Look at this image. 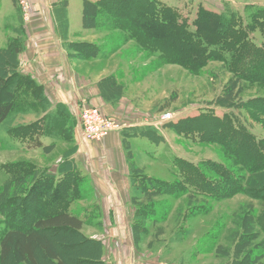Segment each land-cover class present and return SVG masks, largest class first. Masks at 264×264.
Instances as JSON below:
<instances>
[{
    "label": "rangeland",
    "instance_id": "rangeland-1",
    "mask_svg": "<svg viewBox=\"0 0 264 264\" xmlns=\"http://www.w3.org/2000/svg\"><path fill=\"white\" fill-rule=\"evenodd\" d=\"M26 1L30 8L29 19H23L17 0H14L16 12L12 11L5 19L8 22L6 25L15 30L6 28V25L0 30V37L3 38L0 48L9 44V47L18 50H14V54L9 51L1 55L2 60L7 63L0 65V75L3 72L14 73L15 67L17 72L41 85L44 91L45 86H49L48 89L51 87L50 96L45 93L50 104L48 106L51 110L58 109L68 120L70 128L59 139L39 132L42 134L40 139L43 147H35L33 138L29 139L31 131L28 125L37 121L42 116V111L48 107L37 100L34 107L13 110L0 124V235L14 227V220L17 219H14V206L17 205L14 204V197H22L33 182V175H26L25 172L26 179L14 181V171L20 174L24 170L21 164H29L25 169L30 168L31 174L35 171V178L38 175L40 177L43 172L59 178L58 168L71 166L74 161L76 165L72 170L80 179V194L70 202L68 210L85 219L80 236L67 231L47 234L51 240V248L57 251L63 261L81 259L85 251L94 247L78 245L81 237L100 242L99 258L102 264H233L230 256L216 255V248L221 245L220 250L225 252L226 246L231 247L228 238L234 230L233 222L243 219L236 218L240 208L250 205L257 210L262 207L261 201L238 193L217 201H204L208 202V211L190 214L187 212L188 208L196 204L204 205L202 199L188 195L178 199L163 195L144 196L138 190H133L131 178L135 175H130V172L136 170L135 174L139 176L172 182L175 177L170 172L167 160L173 157L194 165L212 161L232 166L221 145L203 141L197 132H180L178 128L186 118H197L199 114L206 113L207 119L212 118V115L235 119L237 124L242 125L257 140L263 139L264 113L259 108L263 101L257 100H264V83L236 79L217 60L208 62L197 74L188 72L178 64L162 63L156 58L157 53L140 47L122 30L115 28L105 14L98 12L95 18L90 17L96 8L86 5V1L97 0H62L60 12L55 14L60 44L68 60L75 59L78 66L95 75L98 87V102L92 101L90 96L81 98L80 95H75L76 102L71 105L67 95L60 94L57 88L60 82V65L55 51V78L52 80L46 77L45 66H49L48 60L54 62V59L50 58L51 51L47 52L40 40L41 31L46 32L43 30L41 15L34 10V4L30 0ZM160 1L178 9L189 24L200 10L217 13L234 11L247 24L251 12L257 7H264V0ZM252 36L258 44L264 40L260 31H255ZM14 37L15 40H10ZM89 45L98 50L97 56L92 59L87 56L90 52ZM20 61H23L22 65L27 62L32 65L19 67ZM33 72L36 77L32 75ZM20 89L28 95L32 87L23 83ZM2 95L0 91V96ZM228 101L230 106H227ZM223 103L226 106H222ZM248 104L256 107H248ZM89 105L111 117L122 126L121 129L128 128L126 132L132 130V135L130 131L128 133L136 138L132 141L120 129V150L125 173L128 174L124 176L125 179L119 177V190L114 201L100 174L102 168L111 171L112 166L110 163L106 164L105 159L100 162L96 159L94 162L86 147L92 143L97 148L102 139L84 141L80 138L76 123L74 129L72 127L71 111L75 116V107L81 109ZM163 114H169L170 118L162 119ZM136 122L137 125H132ZM153 131L159 138L152 135ZM141 133L150 137L142 136ZM163 160H166V164ZM3 172L7 174L6 177L2 175ZM75 175H68L67 178ZM122 180L126 182L125 188ZM165 199L171 204L167 219L162 222L158 218L150 231L144 234L142 228L138 227L137 204ZM246 209L245 207L241 211ZM260 238H264V233L259 232L257 241ZM68 245H73L74 248L67 250ZM38 257L40 264H58L49 260V257ZM96 259L98 258L86 259L82 264H97ZM0 264L25 263L17 262L10 255L4 261L0 260Z\"/></svg>",
    "mask_w": 264,
    "mask_h": 264
},
{
    "label": "trees",
    "instance_id": "trees-1",
    "mask_svg": "<svg viewBox=\"0 0 264 264\" xmlns=\"http://www.w3.org/2000/svg\"><path fill=\"white\" fill-rule=\"evenodd\" d=\"M86 5L96 8L90 17L95 18L98 12L105 14L115 28L122 30L140 47L157 53L156 58L162 63L178 64L188 72L197 74L208 62L217 60L236 79L264 83V40L258 44L252 36L255 31H260L264 36V7L255 8L247 24L243 23L238 13L228 10L223 13L200 10L189 24L178 9L160 0H97L86 1ZM85 15L86 10L84 17ZM11 47L8 44L0 48V65L5 62L1 58L4 52L12 51L14 54V50L18 51ZM88 49V57L92 59L97 56L96 47L89 45ZM15 69L14 67V73L3 72L0 75V91L3 94L0 96V124L15 109L34 107L37 101L44 106L50 105L43 87ZM23 83L32 87L28 95L20 89ZM257 101H263L259 108L264 113V100ZM226 103L227 106L231 105L229 101ZM221 105L226 106L225 103ZM249 106L256 107L248 104ZM49 107L42 111V116L37 121L28 125L31 131L29 139L33 138L35 147H43L40 133L59 139L70 128L68 120L59 110H51ZM205 114H199L197 118H186L178 130L197 132L203 141L221 145L232 166L212 161L194 165L173 157L167 160V165L175 177L174 181L165 182L139 176L135 174L136 170H132L130 175H135L131 178L133 190H138L144 196L163 195L178 199L188 195L202 199L205 206L196 204L189 207L187 212L190 214L208 211V202L238 193L258 199L262 202L260 209L256 210L250 205L240 208L236 218L243 219L233 222L234 230L228 238L231 247L226 246L224 252L220 250L221 245L217 246L216 255L230 256L233 264H264V238L257 241L259 232L264 233V138L257 140L242 125L237 124L235 119L213 115L207 119ZM71 119L74 129L76 118L72 111ZM141 135L150 137L145 133ZM152 135L159 138L154 131ZM163 161L166 164V160ZM74 164L76 165L73 161L71 166L59 167V178L47 172H43L40 177L37 174L35 178V171L31 174L30 168L25 169L29 165L27 163L21 164L24 170L20 174L14 171V181L23 180L25 174H30L33 175V182L22 197H14V204H17L14 206V219H17L14 220V227L10 226V230L0 235V260L4 261L13 255L19 263L40 264L39 255L47 259L49 257V260L58 264H82V261L92 258H98L95 260L97 264L103 263L99 258L101 246L98 240H84L80 237L78 245L94 247L85 251L81 259L74 258L65 262L51 248V240L47 236L49 232L55 231L75 232L80 236L85 219L68 210L70 202L80 194L81 183L73 173ZM2 175L7 176L6 173ZM68 175L75 177L67 178ZM137 205L138 227L146 234L158 218L162 222L167 219L171 204L165 199L160 202L148 200ZM245 207L247 209L241 211ZM66 248L72 250L74 246L68 245Z\"/></svg>",
    "mask_w": 264,
    "mask_h": 264
},
{
    "label": "crops",
    "instance_id": "crops-1",
    "mask_svg": "<svg viewBox=\"0 0 264 264\" xmlns=\"http://www.w3.org/2000/svg\"><path fill=\"white\" fill-rule=\"evenodd\" d=\"M30 1L34 4L33 5L34 10L41 15L43 30L46 31L45 33L41 31L40 40H42V46L44 47V49H46L47 52L51 51L52 55H50V58L54 59V62L48 60L49 66H47V68L45 66V72L47 74L45 75L47 79L50 78L53 80L57 72V68L54 67L55 58L53 56V53L55 51L57 62L60 65L59 68L60 82L57 87L58 91L61 92L60 94L64 95L65 93V96L67 95L68 98V103L71 105L72 103L74 104L76 102L75 95H80L81 98L82 96H90L92 101L96 100L98 102V100L96 99L98 87L96 85L97 79L95 78V75H92L89 73V71L84 70L85 68L78 66L75 59L68 60V57L66 56V53L64 52V49L60 44L59 41L60 38L58 36L59 27H58L57 19H55V14H58L60 12L62 6L60 2H62V0H30ZM168 5L171 6V4ZM12 11H14V13L16 12L14 0H0V30H3L5 28V25L8 23L6 22L5 16L11 14ZM6 26H7L6 28H12L13 31L15 30L13 27L9 25ZM2 41L3 38L0 37V44ZM22 62L23 61L19 62L18 65L19 67H22L24 65L30 67L32 65L30 62H27L22 65ZM43 63L45 62H42V64ZM103 72H105V70ZM32 75L36 77L35 72H33ZM48 87L49 86H45L46 91L44 92L50 96L51 87L49 89ZM53 95L55 96V93ZM103 108L106 111H109V109H106V107ZM126 129H121V131L125 132V133L123 132L124 133L123 135L125 134H127V136L132 135L131 134L132 130H127L126 132ZM129 131H130V135L128 133ZM119 134H120V130L119 132H112L111 134L102 138V140L96 146L97 148H94L93 147L94 145H92V143L86 146L88 148V155L90 156V159L94 158L93 160L94 162L96 161V159L99 160V162L105 159L106 160L105 163L106 164L110 163V165L112 166L111 171L102 168V173L100 174L102 176V179L105 181V184L107 185L108 191H110V197L112 198L113 201L115 200L117 192L119 190L118 189V184L120 182L119 177L120 176L124 177L126 176V174H128L127 172L125 173V163L122 158V152L120 150L121 138ZM130 139L132 141L136 140V138H134L133 136H130ZM108 159H110V162H108ZM104 166L107 167L106 165ZM125 184L126 182L124 183L123 181L122 186L124 187Z\"/></svg>",
    "mask_w": 264,
    "mask_h": 264
},
{
    "label": "built area",
    "instance_id": "built-area-1",
    "mask_svg": "<svg viewBox=\"0 0 264 264\" xmlns=\"http://www.w3.org/2000/svg\"><path fill=\"white\" fill-rule=\"evenodd\" d=\"M19 9L24 20L30 17V8L26 0H17ZM76 125L80 138L84 141H99L110 132H118L122 126L111 117L102 113L97 107L89 105L81 109L74 108ZM162 119H169V114H163ZM138 122L132 123L137 125Z\"/></svg>",
    "mask_w": 264,
    "mask_h": 264
}]
</instances>
